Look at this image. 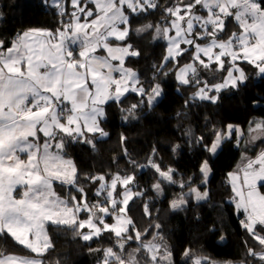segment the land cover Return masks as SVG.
<instances>
[{
  "label": "snow or ice",
  "instance_id": "1",
  "mask_svg": "<svg viewBox=\"0 0 264 264\" xmlns=\"http://www.w3.org/2000/svg\"><path fill=\"white\" fill-rule=\"evenodd\" d=\"M88 4H93L95 9L87 8ZM71 5L74 10L70 22L62 24L55 34L31 29L6 49L0 41V238L10 237L29 253L36 254L16 256L0 251V264H44L38 257L53 248L49 224L71 227L84 241L104 232L112 233L120 251L104 249L102 264H139L137 254L141 251L147 256L145 264H172L167 247L152 241L144 243L142 236L146 233L136 231L134 237L130 234L134 225L127 215L129 202L142 195L129 187L135 177L117 174L110 183L104 176L90 177L93 182H101L95 195H105L103 202L89 203L84 189L77 184L73 161L64 155L65 144L69 140L82 141L85 132L107 135L99 126L105 114L101 105L109 100L119 102L129 90L146 95L142 87L135 86L139 83L136 73L124 67L125 57L139 53L131 45L114 46L109 41L110 38L123 41L127 37V28L120 27L128 24L126 10L144 12L155 9L157 4L155 0H85L81 5V0H71ZM52 6L60 10L61 16L65 15L63 0H52ZM164 11L172 19L168 26H157L156 33L168 43L165 64L188 51L181 45L194 49L191 53L194 63L184 65L176 73L179 83H199L197 62L204 69L227 71L222 83L211 86L216 92L244 82L246 76L236 64L238 60L246 61L264 74V0H188L187 3L177 0ZM229 17L239 31L224 39L222 33ZM170 31L175 35H169ZM101 49L105 55L96 54ZM226 63L230 65L227 69ZM207 88L205 82L195 95L215 102ZM151 91L149 103L160 95L159 85ZM136 107L132 105L133 109ZM256 129L264 130V124H256ZM228 131L232 132L231 125ZM221 139L222 135L217 133L210 152H216ZM150 163L162 181L176 182L172 169L163 171L159 165ZM200 171L207 177V161ZM57 182L76 188L79 196L69 193L68 198L61 197L54 187ZM229 183L236 208L245 216L241 221L243 227L264 246V235L260 234L264 231V150L255 157L242 156L237 170L229 173ZM118 184L123 188L122 193L117 192ZM180 186L183 188V183ZM153 188L160 192L161 184L157 182ZM18 190L22 191L16 195ZM190 192L197 200L208 195L195 188ZM185 202L181 197L172 201V207L178 208ZM81 212L87 213L86 219L80 218ZM144 212L149 214L147 205ZM105 217L114 218L115 223H107ZM159 227L157 224L156 228ZM86 228L88 231H83ZM133 239L140 247L128 252L125 259V244ZM249 255L264 261V247L259 253L249 249ZM194 264L201 261L197 259Z\"/></svg>",
  "mask_w": 264,
  "mask_h": 264
},
{
  "label": "trees",
  "instance_id": "2",
  "mask_svg": "<svg viewBox=\"0 0 264 264\" xmlns=\"http://www.w3.org/2000/svg\"><path fill=\"white\" fill-rule=\"evenodd\" d=\"M155 2V9L128 12V37L111 41L131 45L139 53L130 56L126 63L137 72L139 88L146 95L129 92L119 102L109 101L105 105L106 116L100 122L107 136L100 138L96 133L88 135L86 142L70 140L64 153L74 161L77 184L84 189L89 203H96L95 192L101 183L90 177L104 176L109 183L117 174L135 177L129 187L142 195L129 202L127 215L134 225L130 234L134 237L136 231L146 233L142 236L144 243L152 241L167 247L172 264H194L197 259L202 260L201 264H264L257 256L249 255V249L259 253L263 246L243 227L244 214L236 211L229 183V173L241 157V146L231 136L215 153L209 151L216 134L224 133L229 125L239 126L247 134L256 129V124H264V74L245 63V82L222 89L215 102L195 98L197 84H179L175 78L176 68L189 62L190 56L186 52L177 61L165 64L168 44L156 33L157 26L169 25L172 18L164 9L177 0ZM64 21L58 8L47 6L44 0H0V41L5 49L26 31H56ZM234 24L228 18L222 36L228 37ZM156 85L161 87L162 95L151 104L149 97ZM132 105L137 107L133 109ZM150 161L163 171L172 169L176 182L162 181ZM205 161L209 168L207 177L200 171ZM157 182L161 184L160 192L153 188ZM56 185L66 197L69 193L79 195L76 188ZM191 188L208 195L197 200ZM181 197L186 202L173 208L172 201ZM106 219L114 221L112 217ZM47 228L53 248L41 257L44 264H102L104 249L120 251L117 238L109 232L84 241L71 227L49 224ZM260 234L264 235V231ZM138 247L140 243L135 239L127 241L124 258ZM0 251L33 256L10 237L0 238ZM138 259L145 264L147 256L141 251Z\"/></svg>",
  "mask_w": 264,
  "mask_h": 264
},
{
  "label": "rangeland",
  "instance_id": "3",
  "mask_svg": "<svg viewBox=\"0 0 264 264\" xmlns=\"http://www.w3.org/2000/svg\"><path fill=\"white\" fill-rule=\"evenodd\" d=\"M156 1V0H155ZM44 3L45 4H48V5H50V6H52V0H44ZM85 3V0H81V5H83ZM63 8H64V10H65V15L64 16H62V18L65 20L64 21V23L63 24H65V23H68V22H70V19H71V17H70V13L74 10L73 8H72V5H71V0H63ZM87 8H91V9H95V6L93 5V4H88L87 5ZM150 9H152V8H148L147 10H150ZM95 17L93 16V17H89L88 18V20L90 21V20H92V19H94ZM230 18V17H229ZM81 22H84V16H83V14H81ZM226 22V21H225ZM120 27L121 28H129V25L127 24V25H120ZM233 28H234V30H233V32L234 31H239V29H238V27L236 28V26H233ZM49 31V30H48ZM55 32L56 31H52V33H54L55 34ZM169 35H175V33H174V31H170V33H169ZM223 38L224 39H227L228 37L227 36H223ZM204 41H198V43H203ZM181 47L182 48H186V49H188V51H186L187 52V55H189L190 56V61L189 62H187L186 64H189V63H194L193 62V60H192V56H191V53L194 51V49L191 47V46H189V45H181ZM79 50V49H78ZM185 52V53H186ZM179 59V57H177L176 58V60L175 61H177ZM206 59V58H205ZM245 63H247L246 61H242V60H238L237 62H236V64L238 65V67H240L243 71H244V73H245V76H246V72H245V69H244V64ZM186 64H183V65H181V66H178L177 68H176V72H175V78H176V73L179 71V69L180 68H182V67H184V65H186ZM195 66L197 67V72H198V76H197V78H198V80H199V83H196L195 81H193V83H191V84H197V86H196V88H195V93H194V97L195 98H198V99H200L198 96H196L195 94L199 91V89L200 88H202V87H204V85H205V82H207V84L209 85V88H207V89H205L206 91H207V93H208V95L210 96V97H215L216 99H215V101H217L218 100V98H219V92L222 90H220L219 92H216L214 89H211V86L212 85H215V84H219V83H222L223 82V80H224V78L227 76V71H212V70H208V69H204V68H202L200 65H199V63L197 62V63H195ZM213 68H215L216 66L215 65H213L212 66ZM230 67V65L229 64H225V68L227 69V68H229ZM235 75H238V73H234ZM189 78H191V74H189ZM246 79H247V77H246ZM246 79L244 80V82L246 81ZM177 80V79H176ZM178 83H179V81H177ZM179 84H181V83H179ZM238 84H239V82H238ZM237 84V85H238ZM229 87H231V86H229ZM227 88V87H226ZM211 89V90H210ZM224 89V88H223ZM161 95H162V89H161V87H160V95L159 96H155L154 97V99H152V102H151V104H155L160 98H161ZM205 100H210V99H205ZM212 101V100H211ZM103 109H104V116L102 117V118H100V120H99V126H100V128H102V126H101V124H100V122H101V120L102 119H104L105 118V116H106V111H105V108L104 107H102ZM232 126V132L229 134V131H228V128H227V130L224 132V133H220L221 135H222V139H221V142H220V144H219V146H218V148H217V150L221 147V144H222V142L225 140V139H227V138H231V136H235V138H236V140H237V142H236V144L238 143V144H240V146H241V157H240V160H239V163H238V165L241 163V158H242V156H248V157H255L256 156V154L257 153H259L260 151H262V150H264V130H257V129H252V130H248L247 131V134L245 133V131H244V129L243 128H241V127H239V126H235V125H231ZM103 129V128H102ZM103 131H104V129H103ZM105 132V131H104ZM96 133H98V136L100 137V138H105L106 136H102L99 132H95V133H90V132H85V137L84 138H82V142H86V140H87V136L88 135H93V134H96ZM106 133V132H105ZM69 143H70V140L65 144V149H64V151L66 150V148H67V146L69 145ZM216 150V151H217ZM64 155H65V157L66 158H69V157H67L66 156V154L64 153ZM69 159H71V158H69ZM72 160V159H71ZM73 161V160H72ZM73 163H74V161H73ZM74 165H75V163H74ZM76 167V166H75ZM237 170V167L232 171V172H235ZM231 172V173H232ZM56 184H59L58 182L56 183ZM54 185V187H55V190H56V192L61 196V197H64V198H68V196L66 197V196H64L63 194H61V193H59L58 192V189H57V185ZM59 185H61V184H59ZM68 186V185H67ZM232 188V187H231ZM20 191H22V190H18V192L16 193V195H19L20 194ZM117 192H123V188L118 184V186H117ZM233 193V192H232ZM74 195H76V196H79L78 194H74ZM105 195V193H102V195L100 196V197H98L97 198V200H96V202L99 200V201H101V202H103V196ZM234 193H233V200H234ZM88 199V198H87ZM93 203H95V202H93ZM234 204H235V202H234ZM235 207H236V204H235ZM236 211H238L237 210V208H236ZM239 213H242L243 214V212L242 211H238ZM244 216V215H243ZM80 218L81 219H86L87 218V213H85V212H81L80 213ZM107 217H105V220H106V222L107 223H109V224H113V223H115V220H114V218H113V220L114 221H111V222H109V221H107V219H106ZM244 219H245V216H244ZM243 219V220H244ZM83 231H85V232H87L88 231V229L86 228V229H84ZM103 234V233H102ZM101 234V235H102ZM93 238H98V237H93ZM264 247V246H263ZM133 250H131L130 252H132ZM260 252V251H259ZM36 256V254L35 253H33V257H35ZM137 259H138V254H137ZM139 260V259H138ZM201 262H202V260L201 259H199ZM214 262V261H213ZM139 264H140V261H139ZM213 264H234V263H222V262H214Z\"/></svg>",
  "mask_w": 264,
  "mask_h": 264
},
{
  "label": "crops",
  "instance_id": "4",
  "mask_svg": "<svg viewBox=\"0 0 264 264\" xmlns=\"http://www.w3.org/2000/svg\"><path fill=\"white\" fill-rule=\"evenodd\" d=\"M46 5H47V6H50V5H48V4H46ZM51 7H53V6H51ZM54 8H56V7H54ZM58 10H59V9H58ZM59 11H60V10H59ZM130 11H131V10H128V11L126 10V15H127V16H128V12H130ZM230 18H231V17H230ZM231 19H232V18H231ZM232 20H233V19H232ZM233 21H234V20H233ZM234 23H235V21H234ZM225 24H226V22H225ZM235 24H236V23H235ZM235 24L232 25V26H235ZM236 28H237V26H236ZM127 30H128V34H129V28H128ZM51 32H52V31H51ZM222 34H223V33H222ZM127 37H128V35H127ZM127 37H126V38H127ZM126 38H125L124 40H126ZM16 40H17V39H16ZM113 40L116 41L114 38H110V41H109L112 45H114V46H115V45L124 46L123 44H121V45H120V44H113V43L111 42V41H113ZM124 40H123V41H124ZM166 42H167V40H166ZM167 44H168V43H167ZM77 52H78V48H77ZM96 54H97V55H105L106 53L101 49V50L98 51ZM129 57H130V56L125 57V63H124V67H125V68H128L126 62H127V60H128ZM113 63H118V62H117V61H114ZM128 69H130V68H128ZM131 70H132V69H131ZM132 71L136 73L137 78H138V74H137V72L134 71V70H132ZM114 75L117 76V77L119 76L118 73H114ZM138 81H139V79H138ZM135 86H136L137 88H139V83L136 84ZM129 92H133V91L129 90V91L126 92L121 98H123V97H124L126 94H128ZM109 101H111V100H109ZM109 101H108V102H109ZM108 102H107V103H108ZM107 103H106V104H107ZM106 104L101 105L100 107H104V108H105V105H106ZM38 258L42 259L41 257H38Z\"/></svg>",
  "mask_w": 264,
  "mask_h": 264
}]
</instances>
